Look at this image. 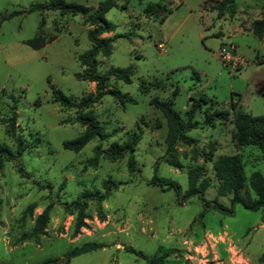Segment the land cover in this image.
Segmentation results:
<instances>
[{
  "label": "rangeland",
  "instance_id": "374dc122",
  "mask_svg": "<svg viewBox=\"0 0 264 264\" xmlns=\"http://www.w3.org/2000/svg\"><path fill=\"white\" fill-rule=\"evenodd\" d=\"M48 1L0 0V148L16 156L15 139L1 123L10 113V95L17 114L15 138L21 142L18 157L0 158V264L55 259L65 264L64 255L85 243L101 247L71 264H145L125 247L148 257L163 255L165 264H264V210L235 204L231 214H223L205 208L197 196L182 198L188 170L201 166L209 184L204 200L230 207V196L217 194L213 171L222 156L242 158L246 185L253 172L264 177L258 151L238 149L232 140L236 112L264 116V33L259 39L251 29L255 20L264 21V0H235L221 18L202 9L219 0L118 1L105 15L113 29L101 37H126L114 39L108 57H96L97 71L131 68L129 84L109 78L104 90L125 94L134 103L106 95L87 109L60 107L52 102L51 90L76 103L96 93V84L82 78L85 68L78 61L90 48L87 35L93 27L80 15L55 11L3 19ZM63 1L95 9L102 0ZM36 37L44 42L39 49L27 45ZM222 45H231L241 60L235 69L218 58ZM175 87L173 109L182 118L190 100L201 96L213 104L196 113L197 122L203 123L204 110L229 116L187 133L195 143L178 145L179 168L156 166L167 127L150 100L172 98ZM231 103L237 105L233 111ZM89 111L103 138L79 151L66 150L63 143L84 131L76 117ZM131 136L138 137L133 172L127 156L109 160L95 153L113 143L123 145ZM154 175L175 182L178 195L149 185ZM77 201L85 205L78 229ZM45 209L49 219L42 233L24 239Z\"/></svg>",
  "mask_w": 264,
  "mask_h": 264
},
{
  "label": "trees",
  "instance_id": "16d2710c",
  "mask_svg": "<svg viewBox=\"0 0 264 264\" xmlns=\"http://www.w3.org/2000/svg\"><path fill=\"white\" fill-rule=\"evenodd\" d=\"M118 1L127 2L128 0H102L100 1L95 9L85 7L76 3H69L63 0H50L45 4H32L25 11L13 12L3 19H8L20 14H29L33 12L43 11H55L60 14H71L80 15L83 17L85 24L93 27L88 32V41L90 48L83 54L78 56V61L85 68V72L82 76L84 80L94 82L96 84V93L92 96L83 97L79 103L74 102L69 97L65 96L58 89L51 90L52 102L58 104L62 108H76V109H87L93 104L97 103L103 96L109 95L114 97L119 103H130L133 104L132 98L119 92L111 90H104L106 83L109 78H115L126 84L131 82L132 69L125 68H111L106 72L97 71L96 57H108L112 51V43L114 39L126 37L117 36L115 38H103L102 34L109 33L112 31L113 26L105 20V15L111 9L116 7ZM141 2L142 0H136ZM235 0H219L212 5H209L203 10L209 12H215L217 18H221L228 8L234 7ZM169 13V12H167ZM252 33L255 37L261 38L264 33V21L255 20L251 24ZM43 41L39 40V37L30 40L27 45L33 49H39L43 45ZM178 94V88L175 87L172 91V98L167 100H160L158 98H152L150 105L159 111L166 121V135H165V150L163 154L156 159L155 165L159 163H165L170 166L179 168V164L175 161L177 156L178 145L190 146L195 143V140L188 137L187 133L191 130L199 128L201 125L212 126L215 121L226 120L229 116L226 111H212L207 113L204 110V121L199 123L195 120L197 112L202 110L203 106L213 104L211 100H207L205 97H199L198 99H191L190 104L184 112L182 118L173 109V97ZM9 99L12 101L10 106V113L6 118L1 119V123L5 125V133L7 136L15 139L16 142V156L7 148H0V158L5 157L8 160H12L18 157L21 153V142L18 138H15V125H16V106L15 99L10 95ZM237 105L231 103V110H235ZM83 127L84 131L82 134L72 141L63 143V147L66 150L79 151L87 143L94 138H103V132L101 127L98 125L94 116L91 112L85 114H79L76 117ZM233 122L235 132L232 135V140L236 148L251 147L258 151L260 159L264 162V116L253 117L249 114L238 111L233 116ZM138 142L137 136H131L123 145L113 143L109 146L106 151H95L96 154L104 155L109 160L120 159L127 156V167L130 172L134 171L135 162L133 159V152L136 143ZM210 157H206L204 161H209ZM214 175L219 182L217 187L218 196L225 197L230 196L229 205L230 207L223 206L216 201L208 202L204 200L203 194L209 187L208 181L204 178V170L201 166H196L189 169L187 172L188 185L182 198L187 199L191 196H197L199 200L204 204L205 208L213 207L217 211L223 214H231L232 206L235 204L241 205L245 210L257 211L264 210V177L258 173L253 172L248 178L246 185V177L244 174V164L242 158L239 155H229L219 157L213 164ZM149 185H155L160 189H172L176 195H178V185L175 182L167 181L157 176H153L148 182ZM166 187V188H164ZM87 196H84V198ZM84 207L82 202H75L74 209L78 212L76 228L83 225L84 218ZM49 219L48 209H45L35 220L32 231L22 236L24 239H35L36 236L42 233ZM101 246L95 243H85L79 247H75L68 251L64 255V263L68 264L71 259L81 256L86 253L96 251ZM127 253L134 255L136 258L145 262V264H165V257L163 255L148 257L140 251H136L130 247L124 248ZM59 262L58 259L47 260L41 264H55Z\"/></svg>",
  "mask_w": 264,
  "mask_h": 264
},
{
  "label": "built area",
  "instance_id": "2783aa9c",
  "mask_svg": "<svg viewBox=\"0 0 264 264\" xmlns=\"http://www.w3.org/2000/svg\"><path fill=\"white\" fill-rule=\"evenodd\" d=\"M159 47H161V45H159ZM217 55L224 65H229L232 69H235L242 63L239 57L234 54V49L231 45L220 46Z\"/></svg>",
  "mask_w": 264,
  "mask_h": 264
},
{
  "label": "crops",
  "instance_id": "0c3cea01",
  "mask_svg": "<svg viewBox=\"0 0 264 264\" xmlns=\"http://www.w3.org/2000/svg\"><path fill=\"white\" fill-rule=\"evenodd\" d=\"M70 264H71V262H70Z\"/></svg>",
  "mask_w": 264,
  "mask_h": 264
}]
</instances>
